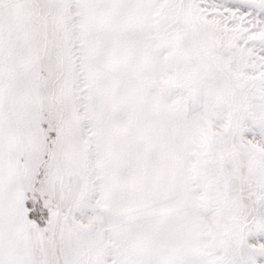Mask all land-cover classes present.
Here are the masks:
<instances>
[{
	"label": "snow or ice",
	"instance_id": "obj_1",
	"mask_svg": "<svg viewBox=\"0 0 264 264\" xmlns=\"http://www.w3.org/2000/svg\"><path fill=\"white\" fill-rule=\"evenodd\" d=\"M0 264H264V0H0Z\"/></svg>",
	"mask_w": 264,
	"mask_h": 264
}]
</instances>
